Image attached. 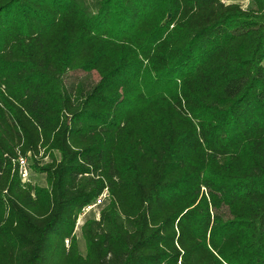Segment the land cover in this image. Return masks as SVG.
<instances>
[{
  "label": "trees",
  "instance_id": "1",
  "mask_svg": "<svg viewBox=\"0 0 264 264\" xmlns=\"http://www.w3.org/2000/svg\"><path fill=\"white\" fill-rule=\"evenodd\" d=\"M251 2L0 0V264H264Z\"/></svg>",
  "mask_w": 264,
  "mask_h": 264
},
{
  "label": "rangeland",
  "instance_id": "2",
  "mask_svg": "<svg viewBox=\"0 0 264 264\" xmlns=\"http://www.w3.org/2000/svg\"><path fill=\"white\" fill-rule=\"evenodd\" d=\"M225 2H238L242 8L248 10L250 9L252 6V3L250 0H223ZM82 81L85 84H92L94 82H96L98 80V77L95 73H93L90 76H87L85 73L82 72H75V73H70L65 77V84L67 87L71 86L73 83L77 82V81ZM57 158H59L58 154L55 155ZM48 159L44 160V163H47ZM31 162H28L29 167L32 166ZM29 182L32 185L35 186H40V187H45L46 183H45V177L44 175H41L37 172H35L32 167L29 168ZM107 202L106 196L103 197L100 200V203L97 206H93L92 208H87V210L85 212H82L77 220V226H76V238L78 240V245L80 248V252L84 253L85 251V243L83 241V239L81 238V232H80V227L83 225V223L87 220L90 219H97L98 215H99V211L101 209L102 206H104Z\"/></svg>",
  "mask_w": 264,
  "mask_h": 264
},
{
  "label": "built area",
  "instance_id": "3",
  "mask_svg": "<svg viewBox=\"0 0 264 264\" xmlns=\"http://www.w3.org/2000/svg\"><path fill=\"white\" fill-rule=\"evenodd\" d=\"M18 164H19V167H18V173H19V176L21 178V181L22 183H27L29 182V165H28V161L24 158H20L18 160ZM30 183V182H29ZM106 195L103 194L102 196H100V198H98V200L92 204L91 206L87 207V208H92L93 206H97L99 203H100V200L105 197ZM87 209L85 208L82 212H85Z\"/></svg>",
  "mask_w": 264,
  "mask_h": 264
},
{
  "label": "crops",
  "instance_id": "4",
  "mask_svg": "<svg viewBox=\"0 0 264 264\" xmlns=\"http://www.w3.org/2000/svg\"><path fill=\"white\" fill-rule=\"evenodd\" d=\"M221 1H223V0H221ZM251 1V0H250ZM225 4H232V3H235V4H239L238 2H225V1H223ZM252 3V2H251ZM252 6V5H251ZM253 7V6H252ZM252 7L250 8V9H252Z\"/></svg>",
  "mask_w": 264,
  "mask_h": 264
}]
</instances>
